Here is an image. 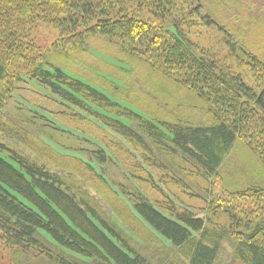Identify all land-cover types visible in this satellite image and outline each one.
I'll use <instances>...</instances> for the list:
<instances>
[{"label":"rangeland","instance_id":"obj_1","mask_svg":"<svg viewBox=\"0 0 264 264\" xmlns=\"http://www.w3.org/2000/svg\"><path fill=\"white\" fill-rule=\"evenodd\" d=\"M191 2L193 9L203 7L200 18L189 17L185 9L180 11L186 14L184 29L189 38L210 58L240 75L247 85L261 89L264 0ZM175 5L180 6L181 1L175 0ZM129 8L137 10L136 4H129ZM12 9L10 15H5V21L11 24L4 31L8 37L19 35L28 57L45 56L69 75L105 94L114 104L89 101L92 113L67 108L36 81H22L9 74L0 80V147L18 151L58 175L79 203L95 209L117 227L152 264H187V260L183 252L138 217L133 204L139 197L166 214L188 208L195 215L207 217L217 233L213 240L223 234L222 227L229 230L228 236L220 239L215 264H243L235 253L236 222L229 215L236 214L246 224L264 220V199L251 193L248 198L243 196L249 190L264 189V166L247 141L236 142L217 175L204 176L185 156L152 142L140 125L148 121L160 127L162 123L208 126L215 122L211 105L154 70L146 59L130 54L118 38L87 35L86 42L79 44L76 35L62 37L57 22L65 15L53 16L52 22L41 17L30 23L29 15ZM174 14V19H180L178 12ZM138 15L146 14L139 10ZM207 16L218 26L206 25L201 17ZM85 31L82 28L80 33ZM109 123L125 124L142 141L123 136ZM233 203L236 204L231 209ZM222 204L232 212L220 213ZM43 240L42 251L27 253L5 247L0 241V257L5 264H89L48 238Z\"/></svg>","mask_w":264,"mask_h":264},{"label":"trees","instance_id":"obj_2","mask_svg":"<svg viewBox=\"0 0 264 264\" xmlns=\"http://www.w3.org/2000/svg\"><path fill=\"white\" fill-rule=\"evenodd\" d=\"M180 1L181 5L176 6L175 0H0V80L10 74L22 81H36L60 104L87 113H92L89 101L113 105L105 94L69 75L45 56L28 57L19 35L8 37L4 31L11 24L5 21V15H10L12 8L29 15L30 23L41 17L52 22L53 16L65 15L57 22L62 37L76 35L79 44L86 42L87 35L118 38L130 54L146 59L154 70L211 105L215 122L208 126L162 123L160 127L141 122L140 129L152 142L185 156L206 177L217 175L240 139L247 141L264 166V85L259 90L250 87L240 75H234L195 44L184 29L186 14L180 11L185 9L189 17L200 18L203 6L193 9L192 0ZM129 4H136L137 10L131 11ZM139 10L149 17L139 16ZM175 12L180 19H174ZM201 20L208 26H218L210 16ZM189 21V26L194 25L192 19ZM82 28L86 31L80 33ZM108 125L123 136L142 141L125 124ZM249 193L264 199V189L249 190L243 196L248 198ZM222 207L220 213L232 212L227 205ZM133 209L156 234L185 254L187 264H215L220 239L229 233L222 227L223 234L211 239L217 234L213 222L188 208L166 214L139 197ZM229 217L236 222L233 228L238 260L243 264H264V220L246 224L236 214ZM44 237L89 264H152L117 227L95 209L79 203L58 175L18 151L0 147V241L5 247L27 253L42 251ZM0 264H5L2 257Z\"/></svg>","mask_w":264,"mask_h":264}]
</instances>
